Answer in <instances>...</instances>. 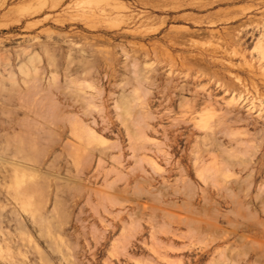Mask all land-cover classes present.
Here are the masks:
<instances>
[{"label":"rangeland","instance_id":"374dc122","mask_svg":"<svg viewBox=\"0 0 264 264\" xmlns=\"http://www.w3.org/2000/svg\"><path fill=\"white\" fill-rule=\"evenodd\" d=\"M0 264H264V0H0Z\"/></svg>","mask_w":264,"mask_h":264}]
</instances>
